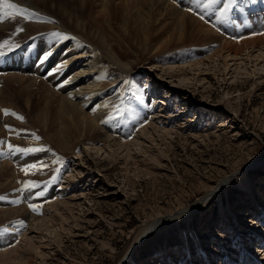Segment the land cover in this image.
<instances>
[{"label": "rangeland", "instance_id": "rangeland-1", "mask_svg": "<svg viewBox=\"0 0 264 264\" xmlns=\"http://www.w3.org/2000/svg\"><path fill=\"white\" fill-rule=\"evenodd\" d=\"M262 1L235 0L234 32L261 24ZM133 50L115 48L134 65L112 93L115 112L101 119L116 145L37 150L50 164L44 157L37 174L16 181L15 196L0 195V208L22 207L0 214V264H119L143 224L212 191L201 212L160 223L123 264H264V57L216 54L215 44L141 58ZM23 102L18 116L31 121ZM17 153L9 166L25 174L33 163Z\"/></svg>", "mask_w": 264, "mask_h": 264}, {"label": "bare ground", "instance_id": "bare-ground-1", "mask_svg": "<svg viewBox=\"0 0 264 264\" xmlns=\"http://www.w3.org/2000/svg\"><path fill=\"white\" fill-rule=\"evenodd\" d=\"M12 2L28 8L35 15L27 21L18 17L0 23V42L10 40L18 45L14 51L0 58V109L21 115L16 103L23 100L25 111L22 116L29 115L32 120L23 118L21 121L15 116H5L0 112V141L3 142L0 143V195H7L9 192L14 195L12 192L16 181L19 178L25 180V174L12 169V165L9 166L18 156L17 152L8 149L9 144L13 148L29 146L36 151L49 148L61 154H70L79 145H116L117 136L101 127V119L106 120L108 115L115 112L116 102L111 99L112 93L120 88L119 78L122 74L133 69L134 62L115 51L121 43L135 49L133 51L136 58L170 51L182 53L192 46L198 45L201 48L212 44L218 46L216 54L226 51L228 57L235 59L237 56L247 55L253 49H257L258 57H264V35L259 34L264 33V13L261 12L260 15L261 24L254 26V29L243 27L238 31L237 28L236 33L235 24L231 26L228 21L230 13L227 11L225 15H220L227 0H218L204 11H201V7L193 6V0ZM205 3L207 0H200L201 6ZM239 6H242L241 2ZM185 8H191L196 15L185 11ZM199 15H203L204 19H199ZM17 29L23 31L17 32ZM53 33H60L66 38L58 39ZM47 53L51 54L41 63ZM57 65H62L58 71L55 70ZM20 127L28 128L26 130L30 134L17 135L20 132L15 129L20 130ZM36 135L39 139H33ZM26 154L23 155L28 162L37 164L38 167L46 162L42 153L34 151L29 152V156ZM45 158L50 164L51 159L48 156ZM16 161L22 165L27 163L22 156ZM37 172L38 170H32L29 174L34 173V176ZM228 179L223 181L224 184ZM214 192L192 203L189 209L175 213L174 217L184 220L201 212L216 193ZM16 202H21V199L17 198ZM11 207H1L0 214L10 216L22 208ZM29 217L31 221L35 219L32 214ZM157 220L140 227L134 239V242L138 241L136 246L147 238V232ZM136 246L133 245L128 252L132 253ZM9 251L13 253L16 248L15 251ZM9 251L3 253L10 254ZM129 253L121 262H126ZM3 263L5 262L1 261Z\"/></svg>", "mask_w": 264, "mask_h": 264}, {"label": "snow or ice", "instance_id": "snow-or-ice-1", "mask_svg": "<svg viewBox=\"0 0 264 264\" xmlns=\"http://www.w3.org/2000/svg\"><path fill=\"white\" fill-rule=\"evenodd\" d=\"M218 0H207V3L203 4L201 6L200 4V0H193V6L195 7H201V11L206 10L208 7H210L212 4L217 3ZM235 3V0H228V3H226L224 5L223 10L221 11V16L225 15L227 13V11L229 10V8L231 7V5ZM185 11H189L191 14L196 15L195 12L192 11L191 8H185ZM35 15V13L30 12L28 8L19 6L17 3L12 2V0H0V23L5 22L8 19H17L18 17L23 18L24 20H29V18L31 16ZM199 19H204L203 15H199L198 16ZM17 32L19 31H23V29H17ZM264 35V33H259ZM54 37L58 38V39H64L66 38L65 36H63L60 33H53L52 34ZM18 45L13 44L10 40H3L2 42H0V58L4 57L5 55H7V53H10L12 51L15 50V48H17ZM51 53H47L45 54V56L42 58L41 63L44 62V60H46L48 58V55H50ZM62 67V65H57L56 67V71H58L60 68ZM0 112H2L5 116L8 115H12L15 116L16 119L18 120H23V117L16 115L15 113H10L8 110L6 109H0ZM6 128L8 127L7 125L5 126ZM33 139H38V137H33ZM0 143H3L2 141H0ZM8 149L10 151H15V152H31V151H36V149H20V148H13L12 145H8ZM25 175L29 174V172L31 170H39L38 165L37 164H30L27 166V168L21 169ZM34 174V173H33ZM28 188L31 187H36V185H27ZM37 195H43V193H37ZM0 199H2V197H0ZM38 205H32L29 204V208L36 212L38 209ZM22 223V222H21ZM2 231H7V229H3Z\"/></svg>", "mask_w": 264, "mask_h": 264}, {"label": "water", "instance_id": "water-1", "mask_svg": "<svg viewBox=\"0 0 264 264\" xmlns=\"http://www.w3.org/2000/svg\"><path fill=\"white\" fill-rule=\"evenodd\" d=\"M171 217V216H170ZM172 217H174V215H172ZM169 219V216L167 215H165L164 217H162V218H160V219H158L157 220V222L153 225V226H151V228H150V230L147 232V234H150L151 232H152V230L157 226V225H159L160 223H162L163 221H166V220H168ZM124 263V261H120V263L119 264H123Z\"/></svg>", "mask_w": 264, "mask_h": 264}]
</instances>
